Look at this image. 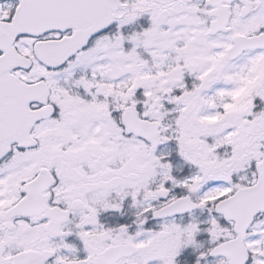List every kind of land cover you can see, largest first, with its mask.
<instances>
[{
	"label": "snow or ice",
	"instance_id": "1",
	"mask_svg": "<svg viewBox=\"0 0 264 264\" xmlns=\"http://www.w3.org/2000/svg\"><path fill=\"white\" fill-rule=\"evenodd\" d=\"M0 264H264V0H0Z\"/></svg>",
	"mask_w": 264,
	"mask_h": 264
}]
</instances>
